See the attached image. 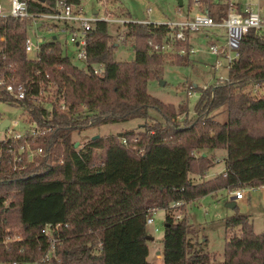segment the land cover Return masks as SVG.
<instances>
[{"label": "trees", "instance_id": "16d2710c", "mask_svg": "<svg viewBox=\"0 0 264 264\" xmlns=\"http://www.w3.org/2000/svg\"><path fill=\"white\" fill-rule=\"evenodd\" d=\"M26 1L30 11H50L54 3ZM208 11L214 19L222 14L211 4ZM107 23L98 20L87 33L83 66L63 54L55 36L40 45L37 59L27 58L25 21L1 20L0 72L10 68L14 78L25 80L40 70L57 87L47 104H35L29 97L17 103L38 123L53 126V133L37 144L55 142L54 162L41 160L13 170L2 155L0 263L39 258L46 246L40 229L44 223H58L61 241L52 264H208L204 242L191 241L192 226L176 217L177 211L219 189L264 186V91L259 96L243 91L249 82L264 83V31L250 30L242 36L227 81L198 89L194 117L176 120L185 105L174 108L146 91L147 81L159 77L160 58L167 53L153 50L152 45L167 35V27L127 22L124 37L133 38V58L116 61ZM94 63L102 64L100 75L91 72ZM62 83L63 91L58 88ZM220 106L226 116L221 122L208 116ZM149 108L161 120L145 121L141 130L89 137L77 147L67 141L71 131L86 126L146 119ZM215 149L225 152L223 169L205 177ZM175 202L180 204L171 206ZM156 209L164 211L159 263L146 260L150 235L145 217ZM232 210L222 221V260L215 264H264V230L254 233L249 216L238 213L236 206ZM11 234L21 239L3 244Z\"/></svg>", "mask_w": 264, "mask_h": 264}, {"label": "built area", "instance_id": "2783aa9c", "mask_svg": "<svg viewBox=\"0 0 264 264\" xmlns=\"http://www.w3.org/2000/svg\"><path fill=\"white\" fill-rule=\"evenodd\" d=\"M189 2L187 8L189 6L195 8L189 15L154 22L130 20L124 17H108L97 15V13L85 15L81 3L73 0H54L50 11H30L26 0H0V23L5 17H16L25 21L26 35L23 40V50L29 59H37L40 45L45 41L43 40L45 34L52 32L50 27L55 24L58 32L67 33L70 51L83 66H85L86 58L85 39L87 33L93 30L94 23L98 20L114 23L121 28H124L127 22L164 25L167 27L168 33L160 43L153 44L152 49L177 55H186V53L197 51V48L191 45L192 42L190 43L193 34L201 36L217 27H222L225 32L223 35L221 34L220 39L218 40L217 35L207 38L205 47V52L212 56L210 68L215 72L224 71V74L218 73L215 77V83L212 85L215 86L227 81V72L231 63L238 57L242 36L250 30L255 34H261L264 31V0H189ZM208 4L214 5L219 12H222L218 19H214L209 14ZM180 7L182 8V6ZM41 27L43 29L40 31ZM120 36H122L121 33ZM3 41V34L0 33L1 58H4ZM90 70L93 74L100 75L103 70L102 64H91ZM263 84L249 82L243 91L249 96H259L264 91ZM194 86L191 84L187 87V96L195 93V90L192 89ZM56 87L46 72L41 75L40 70H36L29 79L17 80L10 68H4L0 72V103L18 106L19 101L29 97L35 104H47V99L52 97ZM199 87L201 89L206 88L204 85ZM58 88L63 91L64 84L62 83ZM18 107L23 115L7 117L0 112V123L4 119L7 120V124L0 128V159L5 154L13 170H20L27 164L36 165L41 160L54 162L55 142H48L46 145L37 144L39 139L53 133V126L49 123H38L29 115L25 107ZM81 107L84 105L82 104ZM121 142L124 143L125 139L121 138ZM58 161H61V157H58ZM230 194L234 196V200H238L243 197L244 191L243 189H235ZM179 204L180 202H175L171 206ZM153 212L154 210H151L146 215L145 224L152 223L150 214ZM58 227V223H44L40 229L46 246L39 258L29 262L3 261L0 264H52V260L57 259L55 246L61 241L57 232ZM20 239V235L11 234L7 235L2 243L7 244Z\"/></svg>", "mask_w": 264, "mask_h": 264}, {"label": "rangeland", "instance_id": "374dc122", "mask_svg": "<svg viewBox=\"0 0 264 264\" xmlns=\"http://www.w3.org/2000/svg\"><path fill=\"white\" fill-rule=\"evenodd\" d=\"M79 2L85 15H90L91 8H94L97 10V15L124 17L136 21L160 22L165 19H175L189 15L195 10L193 6L187 8L188 0H181L182 5L180 6L182 8L178 6L176 0H79ZM107 24L108 43L113 44L115 48L112 52V58L116 61H130L133 58V38L124 37L123 31L125 29L121 28V26L110 22ZM42 29L43 27L40 28V31ZM51 31L49 34H45L43 40H48L49 35L55 36L60 42L63 54H67L74 64L81 65V62L77 61L70 51L71 47L67 42V33L58 32L57 27ZM224 32V28L217 27L205 33V35L197 36V34H193L195 38L191 36L190 43L192 42L191 45L196 47L197 51L186 53L187 59L185 60L178 59L172 53H165L160 58L161 72L159 77L151 78L147 81V93L160 100L163 104L171 105L174 108L178 105H185L184 112L176 114V120H181L183 117H194L193 108L199 97L198 89H201L199 86H211L215 83V77L218 73L224 74V71L215 72L210 68L212 56L205 52L207 38L217 35L219 40ZM120 33L122 36H120ZM191 84L195 85L192 87L195 93L187 96V87ZM0 112L4 116L11 117L20 115L22 111L16 105L0 103ZM87 112L90 113L91 111ZM148 116L146 119L133 118L126 121L107 122L73 130L68 134L67 141L76 142L77 147L95 134L98 136L114 135L126 130L135 132L142 129V124L145 121L161 120L159 113L153 108L148 109ZM208 116H211L215 121L221 122L226 117L225 109L221 106L211 109ZM212 152L210 156L214 165L212 164L213 166L211 165L212 167L208 169L207 173L209 176L220 172L223 168L220 151L215 149ZM191 177L193 180H197V176L191 175ZM237 189H243L244 195L242 199L235 202L236 211L249 216L254 233L262 232L264 230V188L243 187ZM227 193L230 194L226 190L224 192L223 189H219L213 193L196 197L184 204L180 211H177V217L184 218L192 226L193 232L188 235L191 241L204 242V248L209 257L208 264H215L222 260L225 241L222 221L234 212L224 204ZM150 216L152 223L146 224L145 230L152 237V241L150 242L146 260L159 263L160 259H156V251L158 253L161 252L164 211L163 209H156Z\"/></svg>", "mask_w": 264, "mask_h": 264}, {"label": "crops", "instance_id": "0c3cea01", "mask_svg": "<svg viewBox=\"0 0 264 264\" xmlns=\"http://www.w3.org/2000/svg\"><path fill=\"white\" fill-rule=\"evenodd\" d=\"M181 5H182V4H181ZM91 11L94 12L95 14L97 13V10L94 9V8H91ZM219 151H220L219 153L222 155V158H223V156H224V154H225V152L223 153L224 150L219 149ZM222 162H223V161H222ZM213 165H214V164H213ZM213 165H212V166H213ZM212 166H211V167H212ZM211 167H210V168H211ZM222 169H223V168H222ZM221 171H222V170H221ZM221 171H220V172H221ZM207 172H208V170H207ZM207 172H206V174H205L206 177L209 176ZM217 173H219V172H217ZM217 173H215L214 175H216ZM214 175H212V176H214ZM212 176H209V177H212ZM259 188H262V189H263L264 186H259ZM223 191L225 192V189H223ZM229 196H230V194L227 193L226 196H225V203H224V204H226V202H227ZM241 199H242V198H241ZM238 200H240V199H238ZM234 201L236 202L237 200H234ZM188 202H189V201H188ZM185 204H187V202H186ZM151 241H152V239H148V253H149V247H150V242H151ZM157 253H158V251H156V259H160V258H161V252L158 253V254H157ZM147 257H148V254H147L146 258H147Z\"/></svg>", "mask_w": 264, "mask_h": 264}, {"label": "water", "instance_id": "95a60500", "mask_svg": "<svg viewBox=\"0 0 264 264\" xmlns=\"http://www.w3.org/2000/svg\"><path fill=\"white\" fill-rule=\"evenodd\" d=\"M176 2H177V4H178V6L181 5V0H176ZM91 13H92V14H95V13L92 12V11H91ZM53 38H54V36H53ZM161 83H162V82H161ZM6 124H7V120H6V119L2 120V122L0 123V128H1L2 126H5ZM97 137H98L97 134L91 136V138H93V139H94V138H97ZM75 146H76V142H75ZM225 206L228 207V208H231V209L235 206V201H234V196H233V195H230V196H229V198H228V200H227ZM148 239H150V236H149Z\"/></svg>", "mask_w": 264, "mask_h": 264}]
</instances>
